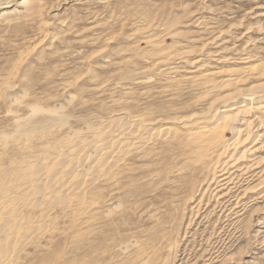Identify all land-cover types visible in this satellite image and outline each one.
<instances>
[{
  "label": "rangeland",
  "instance_id": "obj_1",
  "mask_svg": "<svg viewBox=\"0 0 264 264\" xmlns=\"http://www.w3.org/2000/svg\"><path fill=\"white\" fill-rule=\"evenodd\" d=\"M263 106L264 0H0V189L88 126L173 133L53 207L18 263L264 264Z\"/></svg>",
  "mask_w": 264,
  "mask_h": 264
},
{
  "label": "bare ground",
  "instance_id": "obj_2",
  "mask_svg": "<svg viewBox=\"0 0 264 264\" xmlns=\"http://www.w3.org/2000/svg\"><path fill=\"white\" fill-rule=\"evenodd\" d=\"M234 74L240 76L242 73L235 70ZM226 83L227 86H222L237 89L239 80ZM217 85L212 86L211 91L222 88ZM147 127L140 119L124 115L99 126H88L82 135L71 133L73 136L43 146L41 154L25 157L19 165L20 170L18 168L20 175H7L0 189V264H19L20 254L31 238L48 229L44 222L50 220L53 207L62 209L73 203L81 204L85 190L96 182L107 180L111 170L127 156L143 151L156 140L170 141L173 133L169 127L161 130ZM16 143L19 148L24 145L19 140ZM25 211L36 213L38 221L26 216L27 213L24 216Z\"/></svg>",
  "mask_w": 264,
  "mask_h": 264
}]
</instances>
